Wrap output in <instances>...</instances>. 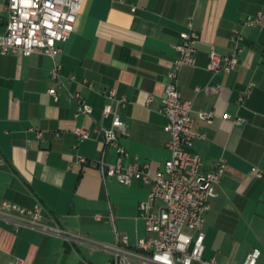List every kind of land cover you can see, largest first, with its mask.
I'll use <instances>...</instances> for the list:
<instances>
[{"label": "crops", "instance_id": "0c3cea01", "mask_svg": "<svg viewBox=\"0 0 264 264\" xmlns=\"http://www.w3.org/2000/svg\"><path fill=\"white\" fill-rule=\"evenodd\" d=\"M261 9L264 0H82L73 32L56 57L60 84L50 75L48 55L0 54V205L40 203L42 221L60 230L15 226L13 217L0 214V264H106L120 237L132 249L148 233L139 203L151 182L127 185L103 177L96 162L102 149L107 163L117 155L94 128L110 126L102 107L115 104L105 94L112 88L126 98L119 107L126 123L119 137L128 153L123 161L136 158L151 170L162 166L169 134L161 97L177 56L173 44L189 17L198 33L195 62L180 67L177 81L191 102L192 149L204 170L218 157L226 159L217 196L204 213L202 256L241 264L256 248V264H264V22L241 28L242 51L233 70L212 74L206 68L209 52L228 53L233 28ZM6 22L0 0V31ZM208 83L219 90L206 92ZM57 85L54 100L47 91ZM247 87L250 93L240 102ZM75 92L92 107L90 114L74 115ZM201 112L213 115L202 119ZM75 127L89 129L90 137L77 139Z\"/></svg>", "mask_w": 264, "mask_h": 264}, {"label": "built area", "instance_id": "2783aa9c", "mask_svg": "<svg viewBox=\"0 0 264 264\" xmlns=\"http://www.w3.org/2000/svg\"><path fill=\"white\" fill-rule=\"evenodd\" d=\"M81 3L82 0H5L7 22L4 31H0V54L48 55L53 61L50 75L60 84V67L56 57L61 51L60 44L73 32ZM131 10H135V7L132 6ZM262 22L264 9L246 15L240 21V27L232 30L233 45L229 52L221 54L211 50L206 68L212 74L233 70L242 51L239 44L242 39L241 28L260 25ZM186 25L187 30L181 31L179 41L173 44L177 56L166 75L167 80L161 97V112L167 119L164 130L169 134V157L161 167L151 170L149 164L136 158L127 163L123 161L128 153L119 142V137L126 133V123L119 116V107L125 104L126 98L116 97L112 88L105 91L109 98L115 100L114 105L105 104L102 107V116L110 119V126L99 125L94 131L103 133L104 146L112 147L117 159L114 163L105 162V149H102V156L96 161L102 176H113L120 183L127 185L133 180L151 182L146 198L139 203V211L145 219L148 233L140 237L132 249L126 247L127 237H120L119 243L114 246L113 258L106 264H218L214 258L204 259L202 256L203 224L204 213L210 208L211 199L217 196L215 187L224 174L226 159L220 156L211 169L204 170L200 154L192 149L195 133L192 130L191 102L183 98L177 81L180 67L193 65L195 62L198 33L192 29L190 17ZM58 88L57 85L47 91L54 100L58 99ZM202 88L206 92L219 90L215 83H208ZM249 93L250 88L247 87L239 101L242 102ZM73 97L76 102L75 116L92 112V107L78 92H75ZM148 99H151V96H148ZM212 115V112L199 113L200 118L207 120H210ZM222 118H229V114L224 113ZM240 121V117L235 119L236 123ZM73 134L77 139H82L90 137L91 131L75 127ZM199 136L204 137V133ZM77 160L86 162L83 157H78ZM256 174L261 176L259 171H256ZM0 214L13 217L11 219L15 226L26 224L48 232L60 233L58 228L42 221L40 203H36L32 208H25L10 201H3ZM259 255V249H251L241 264H256ZM10 264H22V261L16 260Z\"/></svg>", "mask_w": 264, "mask_h": 264}]
</instances>
